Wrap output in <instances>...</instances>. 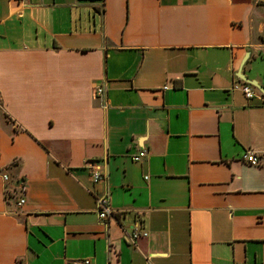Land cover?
I'll return each instance as SVG.
<instances>
[{
	"label": "crops",
	"instance_id": "1",
	"mask_svg": "<svg viewBox=\"0 0 264 264\" xmlns=\"http://www.w3.org/2000/svg\"><path fill=\"white\" fill-rule=\"evenodd\" d=\"M243 84L264 95V0H0V264H264Z\"/></svg>",
	"mask_w": 264,
	"mask_h": 264
},
{
	"label": "built area",
	"instance_id": "2",
	"mask_svg": "<svg viewBox=\"0 0 264 264\" xmlns=\"http://www.w3.org/2000/svg\"><path fill=\"white\" fill-rule=\"evenodd\" d=\"M239 88L245 95V97L247 99H254V98H258L264 105V95L258 93L253 87H251L248 84H243L241 86H235L234 87ZM96 94L97 95H102L103 94V89L101 87H98L96 90ZM146 157V152L145 151H141L138 154L133 155V160L134 161H141L142 159H144ZM245 160L254 166H257L260 164V159L253 153L249 152L248 154H246L245 156ZM105 175H103L101 172L99 171H93L92 173V180L93 182H99L104 180ZM147 179V177H145ZM3 180L5 182L9 181V176L5 175L3 177ZM19 191V199H18V206H22L25 202V186L22 184V186L18 189ZM97 204V213H98V217L102 220H106L109 219L113 216L114 214V210L111 207V202H110V197L108 194H104L100 197L97 198L96 201ZM147 232L146 231H142L140 229H134L130 234L128 233L125 238L127 240L128 243L131 244H135V242L139 239V238H143L147 236ZM70 264H91V260L89 258H83V259H79L76 261H73Z\"/></svg>",
	"mask_w": 264,
	"mask_h": 264
},
{
	"label": "trees",
	"instance_id": "3",
	"mask_svg": "<svg viewBox=\"0 0 264 264\" xmlns=\"http://www.w3.org/2000/svg\"><path fill=\"white\" fill-rule=\"evenodd\" d=\"M90 1H95V0H90Z\"/></svg>",
	"mask_w": 264,
	"mask_h": 264
}]
</instances>
